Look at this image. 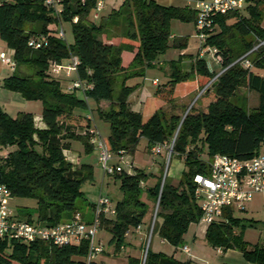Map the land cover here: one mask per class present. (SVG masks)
Wrapping results in <instances>:
<instances>
[{"label":"trees","instance_id":"obj_1","mask_svg":"<svg viewBox=\"0 0 264 264\" xmlns=\"http://www.w3.org/2000/svg\"><path fill=\"white\" fill-rule=\"evenodd\" d=\"M62 4L63 12L56 17L43 0H0V39L13 51L16 63L14 71L2 79L1 87L20 94L26 101H39L45 125L43 129L36 127L30 112H19L13 117L0 106V185L7 187L12 198L36 201V220L23 210L15 213L19 218L50 227L68 221L78 211L89 223L94 204L80 210L77 200H84L81 185L93 177V166L70 162L64 151H70L74 141L82 143L85 154L95 150L88 133L95 124L94 116L92 123L86 113L91 100L97 106L94 111L99 118L109 124V135L103 138L114 157H119L121 151L133 152L141 138L146 140V149L150 151L158 143L171 141L176 133L171 155L183 158L187 171L176 185L165 181L161 186L158 177L146 193L154 201L159 197L152 236L157 235L177 248L189 225L201 218L193 197V177L207 175L209 161L216 154L248 159L260 153L264 144V49L251 57V70L234 63L258 39H264L261 25L264 0H246L243 9L214 18V29L207 33L201 47L217 50L222 59L219 71L212 70L207 58L199 53L195 58L185 55L194 60L189 70L183 69L182 58L170 62L166 82L169 88L165 90L171 97L177 84L194 79V75L201 80L207 78L202 90L224 71L182 116H167L158 109L145 122L141 113L128 105V97L136 86H128L126 81L142 77L147 68L157 65L159 56L168 49L170 21L175 17L195 21V11H190L191 16L187 17L184 10L154 0H124L118 10L107 16L101 14L100 23L96 24L89 18L95 0H86L84 4L79 0H62ZM75 16L78 20L73 22ZM230 19L234 21L229 23ZM62 21L72 22V44L59 38L57 29L50 28ZM117 29L125 43L115 45L103 39ZM40 35L47 36V45L40 49L29 47L30 38ZM135 46L131 63L123 67L122 52H131ZM72 56L78 59V65L70 78L52 74V63L66 65ZM22 67L30 68L31 72L22 71ZM75 78L90 88L84 92L70 89ZM117 82L120 89L115 97ZM242 85L258 94V105L252 110L240 105L241 98L236 93ZM160 87L156 94H161ZM101 101L109 102L106 110L98 106ZM150 176L142 169H135L132 174L125 171L112 174L119 181L121 198L115 203L113 218L101 216L99 231L109 232L114 253L125 245L127 233L142 224L146 211L142 184ZM227 209L224 211L227 222L207 227L206 234L213 247L236 249L249 264H264V242L250 245L241 234H235L241 221ZM88 245L85 239L78 245L55 246L0 238V264H86ZM141 262L140 257L128 256L126 264ZM144 264L191 263L153 252L149 245Z\"/></svg>","mask_w":264,"mask_h":264},{"label":"built area","instance_id":"obj_2","mask_svg":"<svg viewBox=\"0 0 264 264\" xmlns=\"http://www.w3.org/2000/svg\"><path fill=\"white\" fill-rule=\"evenodd\" d=\"M44 5L52 11L56 17H60L63 7L60 0H43ZM105 0H95L92 9V18L99 19L104 8ZM246 0H196L194 5L195 24L198 27L201 46L205 42L207 33L214 29V18L219 15H227L244 8ZM76 22V19H73ZM59 22L57 36L65 40V31ZM48 38L40 35L36 38H30L28 45L32 49H40L47 45ZM201 47L200 57L209 55L210 61L215 66L221 67L222 59L217 54L215 48ZM261 49H264V39H258L249 51L239 57L234 63H240L245 69H252L251 57L256 55ZM0 61L12 72L16 63L13 57V51L0 52ZM233 63V64H234ZM160 64V63H159ZM210 64V63H209ZM78 65V59L75 56L70 58L67 65L52 63L50 70L55 76L64 75L69 77L74 74ZM216 67H212L215 70ZM224 71V70H223ZM220 71L213 77L199 92L200 94L211 86L212 82L223 72ZM157 80L153 84H157ZM90 86L84 85L80 79L75 78L70 83V89H78L84 92ZM87 118L93 123L92 113H88ZM91 137L90 143L95 146L98 152V162L104 175H112L123 171L120 165H114L111 162L114 155L109 151L103 136L93 124L88 130ZM176 138V133L169 142L158 143L150 150L154 155H159L164 151L171 156L172 147ZM126 152L121 151L119 159L122 160ZM194 191L193 197L198 204L201 212L200 220L207 225L216 223L220 220L227 208L243 210L255 195L264 197V153H258L248 159H239L224 154H216L209 161V172L207 175L196 174L193 177ZM11 192L5 185H0V238H8L24 243L44 242L55 246L66 244L78 245L83 239L89 241L86 264H91L97 256L103 253L104 246L97 240L96 235L100 227L101 216H114L115 208L112 206V200L108 196L99 195L94 203L89 223L81 212H75L72 217L63 223L55 226H44L35 222L19 218L9 206ZM158 206L153 215L152 226L156 220ZM139 229V226L137 227ZM153 228H150V231ZM147 241V240H146ZM148 244L143 252V261L145 260ZM182 251L190 253L189 247L183 246Z\"/></svg>","mask_w":264,"mask_h":264},{"label":"rangeland","instance_id":"obj_3","mask_svg":"<svg viewBox=\"0 0 264 264\" xmlns=\"http://www.w3.org/2000/svg\"><path fill=\"white\" fill-rule=\"evenodd\" d=\"M62 2V0H60ZM124 0H105L104 7L102 11V16H107L110 14L113 10H118L120 6L123 4ZM115 4V5H113ZM63 6V4L61 3ZM91 21H93L96 24L100 23V18L94 20L92 18V13L90 15ZM62 27L65 31L66 39L65 41L68 44H72L74 41V35L72 32V22L69 21H62ZM262 27H264V20L261 21ZM199 32L198 27L196 26L195 22L190 20H184L181 18H173L170 21L169 25V37L167 40L168 49L164 54L159 56L158 61L156 63H160L154 67L147 68L148 71L146 76L142 77H135L133 79H129L126 82V85L128 86H138L140 89H142L143 93L146 97L143 99L140 98L135 103L133 102L130 104V108L132 110L138 111L141 113L143 117V121L145 122L150 115L157 111L158 108H160L157 104L158 101H156L158 98H156L155 89L156 87L153 86L152 81L157 79L159 85H163L166 83L169 79V77L165 74V72L169 69V65L171 61H177L180 58H185V53L190 54L192 57L195 58V56L198 54L201 48V43L199 39ZM103 39H107L110 42H112L115 45H119L123 43L126 39L122 38L120 36L119 30H113L111 35L109 36H103ZM125 43V42H124ZM137 44V42H135ZM179 44H182V46H178ZM137 50V47L135 46L133 51L130 53L134 54ZM208 48L206 47L204 51H207ZM207 62L209 59V55L206 53ZM127 58L124 57L123 59V66L126 65ZM194 62V60L185 59L184 63L182 64V67L184 70H189L191 63ZM221 67H216L215 70L219 71ZM22 71H25L27 73L31 72V69L28 67H22ZM194 79H199L198 87L192 90L190 92V88L192 89L194 87ZM194 79L187 80L181 84H177V87L174 91V96L180 97L178 99L170 98L168 100L167 98L171 97L168 95L167 90H161V95L164 97L165 104L162 106V110L166 113L168 116L170 113H179L180 116L185 113L186 109L193 103L194 99H197V96L201 90V86L203 83L207 80L206 79H200L198 75H194ZM200 80L202 82H200ZM208 88H211L209 86ZM120 89V83L117 82L115 84V91L114 96L116 97L118 94V91ZM237 96H239L240 105L243 106L246 110H252L258 105V94L255 92H250L247 90V88L242 85L237 91ZM199 97V96H198ZM238 99V100H239ZM195 102V101H194ZM233 103H236L235 98L232 100ZM105 106V104H104ZM2 107V105H1ZM10 108V109H8ZM2 107V109L7 112L10 116H15L17 112H30V113H37L40 112L42 105L39 101H24V103H13L11 107ZM92 114L94 112V108H92ZM78 112V111H77ZM88 111L86 110V113ZM94 122L97 125V128L100 132V134L103 137H107L109 135V125L107 122L101 120L97 113L93 114ZM73 149L78 150L77 144L78 141L73 142ZM146 140L144 138H141L131 155L135 154V160L138 166H140L142 169H150L153 168L154 165L160 168V173L158 174V177L161 180V186L162 184L166 182H170L173 178L172 173L174 170H176L177 174L180 175V179L182 177V174L184 171H187L186 165L184 163L183 158L178 157L176 155H171L168 157V152L164 151L163 153V162L160 163L159 159L157 157H154L153 153L151 151L146 152ZM79 152V151H78ZM260 153H264V144L261 145L259 149ZM82 155V161L81 162H87L91 164L94 168L93 170V177L91 179H88L84 181L81 185V191L84 195V200L78 199L77 204L78 208L86 209L89 204L93 203L97 200L99 195L108 196L113 202H116L121 197V192L119 190V181L112 178V175H105L103 176V171L101 169V165L98 162V152L95 149L94 152L91 154H85L83 151H81ZM206 159V157H205ZM204 159V160H205ZM159 161V163H157ZM156 162V164H155ZM112 163L113 161L109 162L108 164ZM111 176V177H110ZM105 177V178H104ZM179 178V177H178ZM178 179V180H180ZM158 200V198H157ZM157 200L154 201L151 198H148L145 191H143V202L146 205V211L142 220V223H144L148 229L146 233L145 238V244L144 249L140 253V258L142 260L141 264H144L143 261V252L145 250L146 245L151 246V249H153L156 242H158V238L156 235L152 236V230L150 231V228L154 227V224L152 226L153 222V215L157 208ZM10 208L15 211L16 213L19 210H23L24 212H30L32 215V219L36 220L37 218V211L36 206L37 203L34 199L27 198V197H13L10 199L9 202ZM238 213V217L240 219V225L236 228L237 233L241 234V237L244 241H246L250 245H254L257 243L264 242V210L259 211L256 215L253 216V220L250 219V215H245L241 212ZM248 218V219H247ZM156 221V220H155ZM158 221V220H157ZM208 225L202 222L200 219H197V221L192 222L190 224L189 230L185 232V234L182 236V240L179 244V246L175 249L174 254L175 258L179 261H188L191 259L192 261H219L220 257L216 253V249L213 247L212 242L208 238L206 234ZM101 239L102 243L104 244V247H106L107 251H111L112 245L109 244L110 240V234L106 229H102L101 231H98L96 235V241L98 239ZM147 240V241H146ZM184 245H187L192 250V256L184 253L182 251V247ZM167 247V246H166ZM114 251V250H113ZM112 251V252H113ZM128 253H131V249L128 248L125 251L122 252V256L126 257ZM108 255V254H105ZM94 263L99 264L97 261H94ZM200 264H203L199 262Z\"/></svg>","mask_w":264,"mask_h":264},{"label":"crops","instance_id":"obj_4","mask_svg":"<svg viewBox=\"0 0 264 264\" xmlns=\"http://www.w3.org/2000/svg\"><path fill=\"white\" fill-rule=\"evenodd\" d=\"M75 1V0H74ZM81 4H84L86 2V0H79ZM115 0H113L114 2ZM155 2H157L158 4L160 5H163V6H172V7H176V8H179V9H182L184 10L185 12H187V17L191 16V14L189 13L190 11L193 12L194 11V5H195V1L196 0H154ZM111 2V0H110ZM105 5V4H104ZM115 5V4H113ZM63 7V6H62ZM104 9H106V7H104ZM92 11L90 12V15H91ZM89 15V18L91 19ZM76 19V21L78 20V18L75 16L74 17ZM73 18V19H74ZM73 21V20H72ZM194 21V20H193ZM234 19H230L228 22L231 23L233 22ZM195 22V21H194ZM50 28L52 30H55V29H58L59 28V23L57 25H51ZM65 39H66V35H65ZM105 40V39H104ZM2 51H6V52H10L11 50L9 48H7L5 46V44L1 41L0 39V52ZM199 53V52H198ZM184 55L186 56H191L190 54H187L185 53ZM133 56L134 54L130 53L129 51H123L122 54H121V58H122V64H123V59L124 57L127 58V62H126V65L123 66L125 68H127L129 66V64L131 63L132 59H133ZM197 56V55H196ZM195 56V57H196ZM194 58V57H192ZM185 59H189V58H183L181 60V64L184 63V60ZM191 60V59H190ZM210 61V58L208 59V62ZM210 64V67H217L215 66V64H213L212 62H209ZM67 65V64H66ZM147 70H145L144 72V75L143 76H146L147 74ZM169 69L165 72V74L169 77ZM11 74V71L8 69V67H6L5 65H3L0 61V106L2 105V107L6 106L7 108L8 107H11L13 105V103H24V101H26L25 99H23L21 97L20 94L18 93H15V92H10L4 88L1 87V81L4 77H7ZM133 79V78H131ZM129 80V79H128ZM157 80V79H156ZM198 80V79H197ZM195 80L194 81V87L191 89L190 88V92H192V90H194L195 88L198 87V81ZM154 81V80H153ZM153 81H152V84H153ZM127 82V81H126ZM164 85V86H163ZM163 85H159V83L157 82L156 85L153 84V86L156 87L155 91L157 90V88L159 86H162L159 88V90H165L167 88H169V86L167 85V83H164ZM167 85V86H166ZM177 85L175 86V89H176ZM174 89V91H175ZM146 97L145 94L143 93L142 89H140L138 86H136V89L131 93V95L128 97V105L130 107V104H132L133 102L135 103L136 101H138L140 98H144ZM156 98H158L156 101H158L157 104H159L158 106L160 108L158 109H162V106L165 104V101L163 100V98L161 97V94H156ZM174 98V99H178L180 97H176L174 96V94L172 95L171 99ZM105 104V106H104ZM108 105H109V102H106V101H101L100 104L98 105L102 110H106L108 108ZM96 104L93 102V101H89V110H87V114L88 113H92L91 112V109L92 108H96ZM10 109V108H8ZM42 110V108H41ZM41 110H39L40 112H38L37 110V113H33V117H34V121H35V125L36 127L40 128V129H43L45 128V125L44 123L42 122V119H41ZM135 111V110H134ZM138 112V111H136ZM19 112H17L15 114V116L18 114ZM96 112L94 111L93 114H95ZM171 114H177V115H180L179 113H170L169 115ZM13 116V117H15ZM95 117V116H94ZM102 120V119H101ZM104 121V120H103ZM106 122V121H105ZM95 123V122H94ZM95 127L97 128V125L94 124ZM109 125V124H108ZM98 129V128H97ZM99 131V130H98ZM79 144H77V148L78 150H74L73 149V142H72V146H71V150L70 151H64V155L65 157L72 163L74 164H77L78 162H81L82 161V155H81V151L84 152V148H83V145L82 143L78 142ZM146 152H148L147 149H145ZM79 151V152H78ZM94 152V151H93ZM134 152V151H133ZM131 152V153H133ZM130 152H126L123 159L120 160L119 157L115 156L113 158V164L114 165H120L122 168H123V171L129 173V174H132L134 173L135 169H142L140 166L137 165L136 163V160H135V154L131 155ZM163 153L162 152L161 154L159 155H153L154 157H157L161 162H163ZM88 155V154H87ZM159 161H157V163H159ZM81 163H86V164H89L87 162H81ZM156 164V162H155ZM91 165V164H90ZM94 170V168H93ZM144 170L146 173L150 174L151 176L149 177V179L144 183L142 184V188L143 190L145 191V193L147 192V189L148 187H151L155 184V182L157 181L158 179V174L160 173V168L157 167L156 165L153 166V168H150V169H142ZM172 177L175 178V179H172L170 181V183L172 185H176L178 183V179H180V175L177 174L176 170L173 171L172 173ZM105 176V175H103ZM179 177V178H178ZM105 178V177H104ZM113 178V177H112ZM147 195V193H146ZM148 197V196H147ZM121 198V197H120ZM119 198V199H120ZM149 198V197H148ZM98 199V198H97ZM118 199V200H119ZM142 199H143V195H142ZM117 201V200H116ZM96 201H94L92 204H94ZM115 203L116 202H113L112 201V206L115 208ZM264 210V197H261L260 195H255L254 198L249 202L247 203L245 206H244V209L243 210H236V209H227L226 211L227 212H230L231 213V216L234 217V218H238V213L236 212H241V213H244L245 215H250V219H254L253 216L256 215L259 211H262ZM86 211V210H85ZM14 213H16L15 211H13ZM107 218H113V216H107ZM248 219V218H247ZM161 222V220H160ZM218 223L220 222H227L226 218H225V214L223 215V217L217 221ZM190 227V225H189ZM189 227L187 229V231L189 230ZM147 229L148 227L142 223L140 226H139V229H133L131 231H129L126 235V242H125V245L121 247V250L119 253H114L113 251V247L111 249V251H107L106 250V247H104V252L102 254H100L99 256H97V258L95 259V261H97L99 264H126L127 262V257L128 256H132V257H139L140 256V253L141 251L144 249V244H145V238H146V233L147 232ZM101 231V230H100ZM186 231V232H187ZM234 233L237 234V231H236V228L234 230ZM157 236V235H156ZM158 242L155 243L153 249H151L153 252H156V253H164L166 255H173L175 257V254H174V251H175V247L170 245L169 243L161 240L158 236ZM98 241L104 246V244L102 243L101 239L99 238ZM167 246V247H166ZM184 246H187V245H184ZM188 247V246H187ZM130 248L131 249V253H128L126 257H123L122 256V252L125 251L126 249ZM216 249V253L218 254V256L220 257V260L219 261H192L191 259H189L188 261L191 263V264H200L199 262L203 263V264H249L242 256L241 252H239L238 250L236 249H227V250H223L221 248H215ZM189 250H190V253L188 255H191L192 256V250L191 248L189 247ZM113 251V252H112ZM105 254H108V255H105Z\"/></svg>","mask_w":264,"mask_h":264},{"label":"water","instance_id":"obj_5","mask_svg":"<svg viewBox=\"0 0 264 264\" xmlns=\"http://www.w3.org/2000/svg\"><path fill=\"white\" fill-rule=\"evenodd\" d=\"M200 95V93L198 94V96ZM198 96H197V98H198ZM196 99H194V101H195ZM193 101V102H194ZM192 105V104H191ZM191 105L188 107V109L191 107ZM158 202H159V197H158V200H157V206H158Z\"/></svg>","mask_w":264,"mask_h":264}]
</instances>
